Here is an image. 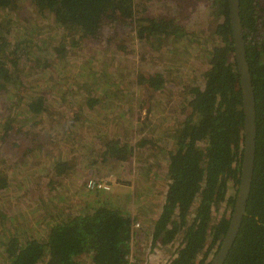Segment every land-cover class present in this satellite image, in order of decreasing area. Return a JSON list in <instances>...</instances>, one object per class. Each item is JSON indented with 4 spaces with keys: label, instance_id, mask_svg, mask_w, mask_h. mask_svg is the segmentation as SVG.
I'll return each instance as SVG.
<instances>
[{
    "label": "rangeland",
    "instance_id": "rangeland-1",
    "mask_svg": "<svg viewBox=\"0 0 264 264\" xmlns=\"http://www.w3.org/2000/svg\"><path fill=\"white\" fill-rule=\"evenodd\" d=\"M215 12L212 0H135L134 26L106 30L98 40L79 41L50 14L37 13L30 0H20L17 9L0 10V21L10 32L23 34L22 38L28 34L39 46L35 51H40L27 60L30 69H21L25 82L20 94L18 90L0 94V138L6 135L8 141H0V264H8L9 239L15 237L20 244L45 242L61 220L92 216L98 203L108 208L118 204L121 209L124 201L127 213L133 203L131 221L143 225L139 250L145 252L140 255L147 259L145 264L171 263L180 240L153 247L150 238L168 184L164 151L171 143L160 135L170 134L186 119L189 91L203 87L205 53L212 42L220 43ZM153 18L174 20L184 35H155L145 29L140 36V26L148 27ZM52 51L60 52L53 57ZM35 57L44 69L35 67ZM45 61L54 67L46 68ZM80 68L81 77L75 71ZM155 73L165 79L159 92L139 81L140 75ZM28 94H40L48 104L45 120L35 127L20 120L21 100ZM92 98L97 101L90 108L84 102ZM111 142L127 145L131 155L122 162L105 155ZM61 161L66 170L58 175L54 164ZM90 178L107 182L111 190L87 191ZM226 181L224 199L213 209L214 222L232 210L227 199L234 197L238 185L231 177ZM112 185L121 189L122 201ZM213 256L210 251L206 261ZM80 263L91 264L90 257L82 256Z\"/></svg>",
    "mask_w": 264,
    "mask_h": 264
},
{
    "label": "trees",
    "instance_id": "trees-1",
    "mask_svg": "<svg viewBox=\"0 0 264 264\" xmlns=\"http://www.w3.org/2000/svg\"><path fill=\"white\" fill-rule=\"evenodd\" d=\"M19 1L0 0V10L17 9ZM30 2L37 13L50 14L55 24L79 41L98 40L106 30L134 26L135 0ZM212 2L218 11L214 19L220 43L212 42L205 53L208 66L202 74L203 87L189 91L186 108L190 113L186 119L177 123L170 134L160 135V139L171 143V148L164 151L168 184L165 203L150 238L153 247L180 240L170 264H209L208 253L213 251L215 255L229 227L236 193L227 199L232 209L227 218L214 222L213 209L224 199L226 180L231 177L237 185L240 180L244 115L228 0ZM240 17L255 98V160L246 215L223 264H264V0H240ZM148 23V27L140 26V36L145 29H152L155 35L177 38L184 35L174 20L153 18ZM18 35L14 36L8 24L0 21V94L11 90H18L20 94L25 82L21 69H30L27 60L40 52L35 51L39 47L36 40L30 39L28 34L23 38V34ZM112 35L118 36L117 33ZM115 41L119 43L118 38ZM55 52H51L53 57L57 56ZM40 61L39 57L33 60L37 69L43 68ZM44 63L46 68L54 67L52 63ZM75 71L76 76L84 75L82 68ZM49 73L53 74V70L49 69ZM139 81L157 92L165 84L159 73L140 75ZM60 91L66 93L70 89ZM57 97L65 99L64 95ZM92 99V102H84L90 108L97 101ZM21 102V121L35 127L45 120L48 104L44 97L28 94ZM5 136L0 141L8 143ZM105 155L122 162L131 155V149L111 142L106 146ZM54 169L60 175L65 172L66 163L56 162ZM126 205L122 202L121 210L118 204L108 208L98 203L92 216L79 215L70 222L61 220L50 229L45 242L28 240L20 244L13 237L5 244L8 264H81L84 255L90 257L91 264H125L131 224L130 214L121 213Z\"/></svg>",
    "mask_w": 264,
    "mask_h": 264
},
{
    "label": "water",
    "instance_id": "water-1",
    "mask_svg": "<svg viewBox=\"0 0 264 264\" xmlns=\"http://www.w3.org/2000/svg\"><path fill=\"white\" fill-rule=\"evenodd\" d=\"M228 17L232 31L234 58L242 92V109L244 115L243 155L240 180L236 191V200L230 218V224L218 251L210 260L209 264H223L234 244L242 219L246 215V205L252 185L255 160V98L246 60L245 42L240 17V0H228Z\"/></svg>",
    "mask_w": 264,
    "mask_h": 264
},
{
    "label": "built area",
    "instance_id": "built-area-1",
    "mask_svg": "<svg viewBox=\"0 0 264 264\" xmlns=\"http://www.w3.org/2000/svg\"><path fill=\"white\" fill-rule=\"evenodd\" d=\"M85 188L89 192H109L110 185L107 182L96 180L95 178H90L85 182ZM143 225L140 222L131 221L129 228V241H128V251L125 256V264H145L147 259L144 256V260L141 258L140 251V240L142 238Z\"/></svg>",
    "mask_w": 264,
    "mask_h": 264
},
{
    "label": "crops",
    "instance_id": "crops-1",
    "mask_svg": "<svg viewBox=\"0 0 264 264\" xmlns=\"http://www.w3.org/2000/svg\"><path fill=\"white\" fill-rule=\"evenodd\" d=\"M112 188H113V193L115 194V196L116 197H119V198H117V199H119V201H122L121 199V196H120V194H119V191L121 190V189H118V187H116V186H113L112 185ZM117 189V190H116ZM110 190H111V187H110ZM114 191H116V192H114ZM134 208V206H133V203H132V208L131 209H133ZM130 209V211H129V213L131 214L132 213V210ZM121 213L123 214V215H127V214H129V213H127L126 211H121ZM133 214V213H132ZM158 218V216L155 218V219H157Z\"/></svg>",
    "mask_w": 264,
    "mask_h": 264
},
{
    "label": "clouds",
    "instance_id": "clouds-1",
    "mask_svg": "<svg viewBox=\"0 0 264 264\" xmlns=\"http://www.w3.org/2000/svg\"><path fill=\"white\" fill-rule=\"evenodd\" d=\"M167 191V190H166Z\"/></svg>",
    "mask_w": 264,
    "mask_h": 264
}]
</instances>
